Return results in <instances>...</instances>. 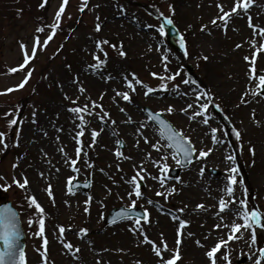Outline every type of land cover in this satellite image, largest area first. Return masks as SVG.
Here are the masks:
<instances>
[{
  "label": "rangeland",
  "instance_id": "374dc122",
  "mask_svg": "<svg viewBox=\"0 0 264 264\" xmlns=\"http://www.w3.org/2000/svg\"><path fill=\"white\" fill-rule=\"evenodd\" d=\"M27 1L25 6L23 0H0V102L19 104L17 114L0 116V131L8 133L9 144L7 149L0 144V184H11L13 178L23 182L24 176L29 181L23 189L15 184L0 188V202L12 200L20 211L28 264H42L44 250L43 237L33 235L39 224H29V219L38 214L35 206L29 207L27 197L32 194L45 210L48 264H159L151 241L162 250L163 241L170 249L177 247L179 222L173 215L191 221L179 236L180 257L176 261L210 264L206 253L219 239L228 240L231 231L215 225L243 224L235 212H220V198L231 199L225 191L231 174L229 168L239 166L234 193L237 201L246 198L249 209L258 206L264 211V94L255 91L260 89L258 76L264 74V33L260 31L264 28V0H252L246 12L237 10L230 14L226 30L223 21L217 19L215 24L212 21L222 15L218 5H223L227 12L234 7L235 0H155L158 5H150L146 0H69L47 46L44 41L51 35L50 26L56 21L63 0ZM85 2L88 7L81 11ZM121 4L126 11L119 8ZM161 12L170 16L181 32L188 33V41L184 37L176 40L177 44L189 45L185 47L187 54L185 49H174L168 43L166 30L160 31ZM249 16L255 29L249 26ZM97 23L101 25L100 31L96 30ZM66 26H70L67 33L61 29ZM41 27L42 32L38 31ZM115 36L111 42L110 38ZM37 37L40 45L34 58L25 64V46L31 56ZM103 40L108 41L103 46L108 53L107 63L93 70L89 65L95 62L94 54L104 59L103 51L97 47V42ZM245 57H256L255 78L252 60ZM133 60L149 66L145 69L149 78L132 68ZM22 64L24 67L19 68ZM13 68L17 70L13 72ZM177 71L180 75L174 80L164 81L167 90L159 88L161 76H171ZM126 75L135 84V90L127 84ZM26 77L27 82L23 83ZM137 78L144 84L137 83ZM184 79L195 83L184 84ZM21 83L23 87H16ZM81 86L85 91L80 90ZM147 87L156 91L145 95ZM10 88L13 90L5 91ZM198 91L213 93V103L193 119V113L199 111L196 101L205 102V98L196 95ZM118 92H128L132 99L126 101ZM90 101L103 108L94 107ZM188 104L193 107L181 111ZM79 105H88L89 111L83 115L89 123L77 139L81 122L70 109ZM144 105L158 112L173 106L172 112L162 114L191 139L197 150L212 149L206 157H199L197 152L196 161L182 169L179 180L169 176V170L179 166V157L173 158L175 151L171 147L158 151L151 146L157 141L168 143L143 114ZM99 115H105V120L100 121ZM10 119H16L17 124L9 127ZM141 123H147L148 127L141 128ZM213 128L221 131L213 133ZM92 130L98 132L96 137H92ZM236 130L241 133L239 138ZM214 135L219 143L213 140ZM121 140L124 148L117 143ZM81 141L83 150L77 159ZM117 150L124 157L117 156ZM166 154L169 170L165 174L167 183L161 187V181L154 177L161 174L162 164L156 165L155 161ZM228 155H234L235 161H229ZM71 160L77 161L75 168L79 172L70 166ZM141 167L150 173L144 175L146 183L140 181L143 174H137ZM133 175L144 193L140 198L127 195L133 190L129 183ZM70 178L71 182L90 179L91 187L86 191H70ZM172 185L177 187L176 193L166 198L157 195ZM90 196L91 203L85 204ZM149 199L159 207L148 203ZM133 200L150 214L148 221L141 220L149 242H144L143 234L132 231L136 218L105 224L112 208L129 207ZM198 204L204 208H197ZM240 207L239 203L231 204V208ZM180 208L185 209L183 213H179ZM61 225L65 227L63 235L59 232ZM81 228H88L89 232L82 234ZM255 231V246L251 244V229L237 231L235 236L239 239L229 240L227 247L222 245L218 250L217 264H227L223 253L230 254L231 264H255L258 249L264 247V228L257 225ZM66 242L72 243V250L67 249ZM164 256L170 258L167 251ZM241 260L244 262L240 263Z\"/></svg>",
  "mask_w": 264,
  "mask_h": 264
},
{
  "label": "snow or ice",
  "instance_id": "6c2138e0",
  "mask_svg": "<svg viewBox=\"0 0 264 264\" xmlns=\"http://www.w3.org/2000/svg\"><path fill=\"white\" fill-rule=\"evenodd\" d=\"M69 2V0H63V3L61 5V7L59 8V11L56 13V21L50 26L51 28V35H49L47 37V40L44 41V46H47L48 41H50L53 36L56 34V29L59 27V21L61 19L62 14L65 11V5H67ZM252 0H235V5L234 7H232L231 9H229V11H224V7L223 5H218V7L220 8V11L222 13L221 16L217 17L216 19H214L212 21L213 24L216 23V20L219 19L221 21L224 22V27L225 30L227 29V22L228 20L231 18L230 14H235L237 13V10L240 11H244L246 12L248 10V8L250 7ZM45 3H47V0H45ZM44 4H41V7H43ZM88 7L87 3L85 2L83 7H81V11L84 10V8ZM171 8L172 13L174 14L175 9L174 7H172L171 5L169 6ZM119 8L122 11H126L125 7L123 4L119 5ZM161 16L164 17L166 23L168 24H173L174 21L170 16H164V13L161 12L160 13ZM97 20H99V17H97ZM249 26L253 27L255 29V25H253L251 23V16H249ZM148 27H152L151 25H148ZM206 27V26H205ZM101 29V25L99 23L96 24V30L100 31ZM43 27L39 28L38 31H43ZM160 31L164 32L165 29L163 27V25L160 26ZM260 31L262 33H264V28H261ZM108 41L107 40H103V41H98L97 42V47L101 49V51H103V55H104V59L102 60L100 57V54H94V63L89 65V67L93 70H98L100 68L103 67V65H105L107 63V56L108 53L106 51L103 50V46L105 44H107ZM252 43L254 44L255 41L253 40ZM40 45V40L39 37L36 38V45H34L33 47V52L32 55L29 56L27 54L26 51V46H25V64L28 63V61L32 58H34L35 54H36V47ZM113 48H116V45H110ZM122 47V44H121ZM237 47H240V45H237ZM121 55H126V53L121 52ZM185 54H187V51L185 50ZM205 59H207V57H205ZM246 60L251 59L252 60V64H251V72L253 74V77L255 78V74L257 72L256 66H255V60L256 57H245ZM164 60L167 61L168 57L165 55L164 56ZM19 68H23L24 65H19ZM70 67V66H69ZM165 68H167V64L164 65ZM16 68H13L12 71H16ZM133 77H136L135 73L131 74ZM153 76H157V73H152ZM180 75V72L177 71L175 73H173L171 76H168L167 74H165L164 76H161L160 79L162 80V83L159 85V88L161 89H165L167 90L168 85L166 82V80H174L177 76ZM31 76V72L28 73V77ZM25 78V81L23 83L27 82V78ZM112 77L109 75L108 79H111ZM77 82H78V77L76 78ZM124 79L127 81V84L130 86V88H132V90H135V84H133V81L131 79H128V76L126 75L124 77ZM258 80H259V84L260 87H264V74H260L258 76ZM184 84H191V83H195L194 81L188 80V79H184L182 81ZM23 83H21L20 85H17L16 87H23ZM137 83L139 84H144L143 81H140L137 78ZM176 88H179V85L175 86ZM13 89H6L5 91H12ZM80 90L83 92L85 91V89H83V87L81 86ZM156 91V89L152 88V87H147V91L145 93V95H147L148 93L154 92ZM256 92H259L260 89L257 88L255 90ZM118 95H121L123 97L124 100L126 101H130L132 99V97L129 95L128 92H118ZM196 95L198 97H202L205 98V102L201 103L200 100L198 99L196 101V103L199 105V111L194 112L192 118L195 119L196 116L200 115L201 113H204L206 109H208L209 104L213 103L212 101V96L214 95L211 92L208 91H198L196 93ZM247 95V93H245V96ZM70 99V98H69ZM102 99V97H101ZM247 102V101H245ZM90 103L94 106V107H100L103 108L102 105H97L96 101H90ZM193 105L192 104H188L186 108L181 109V111L186 112L188 109L192 108ZM216 107H219V105H216ZM70 111H72L73 113H76L80 119V127H81V132L77 134V139H79L80 136L83 135V128L85 125H87L89 123L88 120L85 119L83 113H87L89 111L88 109V105H79V106H75L72 107L70 109ZM173 111V106H169L166 109H161L159 112H152L151 115L149 116L150 120H154L156 122H158V126H159V130L161 132V134L168 140L171 141V144H161L159 141H157L155 144H152L151 146L155 149H157L158 151L163 150L167 147H171L174 148L176 151L175 153H173V158H177L180 157L184 160L185 163H190L193 159H195L196 157L194 156V154H196L198 152V156L199 157H206L209 155V153L212 151V149H209L208 151H204L203 149L197 150V148L194 146L193 142L191 141V139L184 135L182 130H178L176 129L170 121H168L167 119L163 118L161 116L162 112H172ZM206 114V113H205ZM6 117L13 115V112H6L4 114ZM107 115V114H105ZM105 115H99V120L100 121H104L105 120ZM205 124L208 123L207 119H204L203 121ZM112 123L114 124L115 121H112ZM17 124V120L16 119H10L8 121V126L12 127L14 125ZM141 128H147L148 124L147 123H141L140 125ZM218 131H221L219 129L213 128L212 132L216 133ZM46 134V133H45ZM92 137H96L98 135V132L96 130H92L91 132ZM142 135V133H141ZM235 135L239 138L241 136V133L239 130L235 131ZM7 136L8 133L4 132V131H0V144H3V148L7 149L9 147L8 141H7ZM16 140L15 143L18 144L19 143V132L16 133ZM57 139H59V137H57ZM143 139L147 142L148 138L145 136L143 137ZM213 140H216L217 143L220 142V140L217 139V137L214 135L213 136ZM117 143H123L122 141H117ZM92 144H95V139H93ZM137 144H139V141H137ZM83 150V142H80V146L77 149V159L80 158V152ZM253 154H254V149H252ZM117 156L119 157H124V153L122 151L117 150ZM149 156H151V153L148 154ZM229 161H235L236 157L234 155H228L226 157ZM167 160V154L162 158V160H156L155 163L156 165H161L162 167H160V175L157 177H154V179H158L161 181V187H163L164 184L167 183V177H166V173L169 170V165L166 163ZM76 160H71L70 162V166L74 168L75 171L79 172L78 168H75L76 165ZM143 162H141L142 164ZM180 160L177 159V165H179ZM18 166V162L17 164H14L13 167H17ZM91 167V165H89ZM103 171V170H101ZM229 173H231L227 179L229 181L228 186L226 187L225 191L226 193L231 197L230 201H226L223 197L220 198L219 200V207H220V212H223L225 210H230L236 213L237 218H240L243 220V224L241 223H233L232 225H221V224H217L215 225L216 228H221V227H228L231 229V231H229L228 233V240H225L223 238L219 239L218 242L215 244L214 247H212L207 253L206 255L210 258V264H217V252L218 250L221 248L222 245H224L225 247H227L228 245V241L232 240L233 238L239 239V237L235 236V233L237 231H239L241 228L244 229H251L252 231V235H251V244L253 246H255L256 244V231H255V226H259L261 228H264V223H262V219H264V211L260 210L258 206H253L251 209L248 208V200L246 198H242L239 199L237 201V198L235 196V185L237 184V175L239 174V166L235 165L231 168L228 169ZM143 175H140V174ZM137 174L140 175V181H144V175H150V173L147 172V170L143 167L137 169ZM41 175H43V173H41ZM71 179L69 180V183H71ZM177 180L180 179V177H176ZM140 181L137 180V176L133 175L130 180L129 183L132 184V191H129L127 193V195L129 197L135 196L137 198H140L142 196H144V193L141 191V186H140ZM144 183H146V181H144ZM12 184L17 185L19 188H25L26 185L29 184V181L27 179L26 176L23 177V182H21L20 179H16L13 178L12 183L11 184H0V188H11ZM69 190L71 191V188H69ZM49 194L51 195V185H49L48 188ZM178 191L177 187L175 185L170 186V188L165 189V191L163 192H159L157 193V195L162 196V197H168L174 193H176ZM247 196V188L245 187V197ZM27 199L30 201L29 207L35 206V209L38 210V214L36 215L35 219L30 218L29 219V224L31 223H38L39 224V230L35 233H33V235L36 236H41L43 237V246H44V250L42 253L43 256V260H42V264H48V251H47V246H48V239L47 236L45 235V216H44V208L43 206L38 202L36 196L34 194L29 195L27 197ZM91 203V196L89 197L88 200L85 201V204H90ZM148 203L150 204H157L156 201H153L151 199L148 200ZM234 203H239V205L241 206L239 209H234L231 208V204ZM135 206H136V201L133 200L132 204L129 206L128 211H123L121 213L118 214L119 218L123 219L125 217L128 216H135V222L134 225L132 226V231L133 232H139L141 234H143L144 237V242H149V238L147 233L144 231V225L141 224V219L148 221L149 220V213L147 212V209H145V213L143 215H141L140 213H136L135 212ZM157 206L159 207V205L157 204ZM197 208H204L203 204H198ZM184 208H180L178 211L179 213H183L184 212ZM85 211H89L88 208H85ZM217 215H219V213H217ZM172 218L174 220H177L179 222V228H178V238L176 240V244L177 247L175 249H170L168 247V244L166 241L162 242V247H158L156 245L155 241H151L152 245H153V251L154 253L157 255V257L159 258V264H175L176 260L179 259L180 257V250H179V245L181 243V239L179 238V236L183 233V230L185 228L186 225L190 224L191 221L190 220H186V219H181L180 216L178 215H173ZM221 219H223V217H221ZM113 223H116V220L113 219L112 221ZM71 227V226H69ZM80 233L82 234H86L89 232L88 228H81ZM59 232L61 235L64 234L65 232V227L63 225H61L59 227ZM25 233L22 231V221H21V214L20 211H18L12 204H5V205H0V264H28V259H27V252L25 249V246L21 243V237L24 235ZM189 235H192V233H188ZM161 236H163V234L161 233ZM64 241H62L63 243ZM197 244H201V241L197 240ZM202 246V245H201ZM66 247L69 250L73 249V245L71 242H66ZM75 251H79V248L76 247ZM164 251H167L170 254V258H165L164 256ZM174 252V255H172V253ZM258 257L255 260V264H261V261L264 260V248H259L258 249ZM255 254V253H251L250 255ZM223 258L226 260L227 264H231V259H230V254L228 253H223L222 254Z\"/></svg>",
  "mask_w": 264,
  "mask_h": 264
},
{
  "label": "water",
  "instance_id": "95a60500",
  "mask_svg": "<svg viewBox=\"0 0 264 264\" xmlns=\"http://www.w3.org/2000/svg\"><path fill=\"white\" fill-rule=\"evenodd\" d=\"M167 28H168V31H169V34H170V35L177 34V30H176L173 26H171V25L168 24V25H167ZM263 90H264V87H263ZM143 110H144L149 116H150L151 113H152V111H151L148 107H144ZM153 121H154V120H153ZM154 122H156V121H154ZM156 123L158 124V122H156ZM170 142H171V141H170ZM182 164L186 165L187 163H185L184 160L182 159ZM175 173H176V175H177L178 171H175ZM89 185H90V184H89V181H87V182H85V183H81V182H79V181H75L74 184H73V186H74L75 188H77V187H81L82 189H86V188H88ZM5 204H11V202L1 203L0 205H5ZM122 210H123V211H128V208H125V207L114 208V209L111 211L110 215L108 216V218H107V222H112L113 219H115L116 222H117V221H120L121 218H119L118 214L121 213ZM135 212H136V213H140L141 215H143V212H140V211L137 210V209L135 210ZM128 217H130V216H128ZM112 223H113V222H112ZM22 231H23V229H22ZM23 232H24V231H23ZM23 240H24V235L21 237V243L25 246V243H24ZM178 264H179V263H178Z\"/></svg>",
  "mask_w": 264,
  "mask_h": 264
},
{
  "label": "trees",
  "instance_id": "16d2710c",
  "mask_svg": "<svg viewBox=\"0 0 264 264\" xmlns=\"http://www.w3.org/2000/svg\"><path fill=\"white\" fill-rule=\"evenodd\" d=\"M24 3H26L25 6L28 5V1H27V0H24V1H23V4H24ZM2 109H3V108H0V111H2Z\"/></svg>",
  "mask_w": 264,
  "mask_h": 264
}]
</instances>
